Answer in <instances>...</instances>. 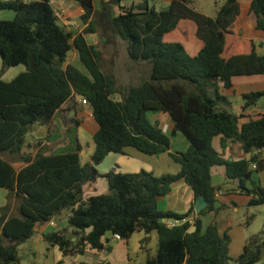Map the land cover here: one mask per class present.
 <instances>
[{
  "label": "trees",
  "instance_id": "trees-1",
  "mask_svg": "<svg viewBox=\"0 0 264 264\" xmlns=\"http://www.w3.org/2000/svg\"><path fill=\"white\" fill-rule=\"evenodd\" d=\"M73 1L84 10L81 21L86 27L78 34L60 23L51 0H0V11L15 13L13 20H0V188L7 191L6 204L0 208V264L20 263L18 249L36 235L37 225L64 212L69 213L67 227L43 236L64 257L84 255L88 249L110 251L104 244L108 234L128 240L137 232H155L157 254L145 264H232L231 236L221 233L218 222L204 229L201 217L219 211L212 184L217 166H224L227 177L239 180L243 188L252 182L251 190L244 188L250 207L264 205V188L252 181V164H257L256 172L264 169L257 154L264 150V117L239 124L264 91L244 95L240 115L232 113L221 94L222 87H232L235 77L264 75V55L257 52L264 46V0H251L247 9L239 0H225L215 17L192 8L196 0H171L161 11L156 9L158 0L125 7L120 4L123 0H101L99 9L94 0ZM249 19L252 32L245 30ZM95 33L125 41L130 60L149 64V78L118 87L115 77L102 69L101 52L86 39ZM74 49L88 74L67 64ZM18 66L26 71L10 82L2 79ZM77 97L87 100L99 125L90 161L82 164L81 145L76 152L55 154L39 148V143L36 153H26L33 126L50 124ZM150 112L169 115L173 133L189 142L186 152H170L172 139L148 119ZM217 137L223 147L227 140L239 143L251 158L224 160L213 147ZM126 148L148 156L167 153L181 170L162 176L145 170L111 171L104 176L108 193L86 198L85 186L101 177L97 167L109 154H124ZM179 181L191 188L195 200L206 203L193 220V207L186 214L158 208V198L168 196ZM192 228L196 231L190 232ZM261 261L264 229L247 240L235 260L236 264Z\"/></svg>",
  "mask_w": 264,
  "mask_h": 264
},
{
  "label": "crops",
  "instance_id": "crops-1",
  "mask_svg": "<svg viewBox=\"0 0 264 264\" xmlns=\"http://www.w3.org/2000/svg\"><path fill=\"white\" fill-rule=\"evenodd\" d=\"M53 1L57 3L59 10L63 14V18L59 19L60 23L74 34L81 33L86 27L81 21L84 10L73 0ZM139 1L123 0L120 4L125 7ZM160 1L164 2V4L171 3V0H158L157 2ZM221 1L224 3L225 0ZM197 2L199 1L196 0L193 3L192 8L206 16L214 17L205 11L207 3L197 5ZM239 2L247 9L250 6L251 0H239ZM94 4L96 9H99L101 0H94ZM115 12L117 14L120 13L118 6L115 7ZM245 30L252 32V19L247 21ZM86 39L90 45L101 52L102 69L106 74H112L115 77L118 87L125 88L129 85H138L142 79L149 78V64L142 61L135 62L130 60L127 52V44L122 39L115 38L112 35L102 38L100 33L89 34L86 36ZM256 41L259 43L262 40L258 39ZM187 49L192 55L196 54L194 48L188 46ZM72 51L74 55L72 59H69L68 56L67 64L73 65L84 74H88V71L81 63L77 50L74 49ZM257 52L259 55H264V46L259 47ZM25 71L26 68L24 66L11 68L3 75L2 79L10 82ZM261 91H264V75H255L235 77L232 87L228 89L222 87L221 94L230 102L232 113L240 115L244 112V95ZM114 98L117 101L120 100L119 95H116ZM73 103L70 102L64 105L56 113L50 124L46 126L39 124L33 126L30 132L31 138L27 136V147L24 150L26 153H36L39 148L44 147L47 148V153L67 154L76 152L77 146L81 145L82 150L80 154L82 164L90 161L95 151L94 136L99 130V125L95 121L96 123L92 124L94 134L87 132L85 124L95 120L92 108L89 105H84L82 99L78 97L75 99V103ZM147 116L152 123L159 124L164 132L171 137V153H183L188 150V140L181 133H173L175 124L168 114L150 112ZM263 117L264 97L255 106H252L246 111L245 117L240 119L239 124L242 126L251 120H259ZM39 143H41V146L36 148ZM213 147L224 160L229 162L249 160L252 156V154H245L241 145L231 140L225 141L223 147L221 137L214 139ZM257 154L258 159L264 161V150L259 151ZM97 170L101 174V177L85 186L84 194L86 198L108 193V181L104 176L111 171L131 174L145 170L154 173L156 176H162L164 174L179 173L181 166L167 153L148 156L134 148H126L124 154H109L102 164L97 167ZM252 181L264 188V169L259 172L254 170ZM212 184L217 189L215 208L219 211L217 214L210 213L201 217L204 229L210 224L218 222L221 226V233L227 232L230 235V231L235 225L232 222L229 223L228 218L231 213L240 212V209H244V217L248 216L246 226L250 225L251 223H248V219L254 215H250L252 208L249 206L250 196L244 188L251 190L254 187L252 182L248 181L243 188L239 180H232L227 177L224 166H217L212 170ZM192 207L194 208V214L190 217L191 220L198 215L196 213V200L193 191L184 181L175 183L168 196L158 198V208L162 212L171 211L177 214H186ZM68 218L69 213L64 212L46 224L37 225L36 234L44 241L43 236L45 234L66 228ZM243 221V219L239 221L238 227H242L245 224L242 223ZM51 222H54L56 227L52 226ZM170 224H174V222H170ZM230 236L232 239L230 244L231 250L234 239L232 235ZM248 239L245 240L243 249ZM104 244L105 247H110L111 250L108 251L105 249L97 251L88 249L84 255L77 254L66 257L63 256L59 248L51 247L49 249V255L52 257V262L50 264H58L59 262H62V264H81L82 262L88 264H145L150 256L153 257L157 254L158 236L155 232L151 234L137 232L130 239L125 240L108 234L104 238Z\"/></svg>",
  "mask_w": 264,
  "mask_h": 264
},
{
  "label": "rangeland",
  "instance_id": "rangeland-1",
  "mask_svg": "<svg viewBox=\"0 0 264 264\" xmlns=\"http://www.w3.org/2000/svg\"><path fill=\"white\" fill-rule=\"evenodd\" d=\"M197 5L207 3L205 11L215 17L216 12L223 4L221 0H198ZM169 4L164 2H157V11L164 10ZM15 13L13 11H0V20H13ZM74 52L69 53V59H72ZM2 69V60L0 58V71ZM264 97V96H263ZM262 97V98H263ZM86 123V122H85ZM96 123L95 120L85 124L87 132L94 134L92 130V124ZM31 138V134L28 135ZM6 204V191L0 188V208ZM244 209H240L238 213H231L228 220L232 222L235 227L230 231V235L233 236V244L231 245L230 256L232 258V264H236L235 260L240 256L243 250V244L249 237L260 233L264 229V205L252 207L250 215L255 217L251 221V224L246 226L247 217L243 216ZM249 215V216H250ZM244 220L242 227H238L239 221ZM246 238V239H245ZM51 247L44 241H42L36 234L32 239L21 245L18 249L20 264H50L52 257L49 255V249Z\"/></svg>",
  "mask_w": 264,
  "mask_h": 264
},
{
  "label": "built area",
  "instance_id": "built-area-1",
  "mask_svg": "<svg viewBox=\"0 0 264 264\" xmlns=\"http://www.w3.org/2000/svg\"><path fill=\"white\" fill-rule=\"evenodd\" d=\"M4 1H22V2H25V3H30V2H40L42 0H4ZM50 4L53 7L54 12H55L56 16L58 17V19H62L63 18V14L59 10L57 3L55 1H53V0H51ZM82 103L84 105H88L87 100L84 99V98H82ZM252 168L255 170L257 168V164H255V163L252 164ZM51 225L54 226V227H56V224L54 222H51Z\"/></svg>",
  "mask_w": 264,
  "mask_h": 264
},
{
  "label": "water",
  "instance_id": "water-1",
  "mask_svg": "<svg viewBox=\"0 0 264 264\" xmlns=\"http://www.w3.org/2000/svg\"><path fill=\"white\" fill-rule=\"evenodd\" d=\"M149 4H150V6H152V5H153V2H152V1H149ZM205 208H206V203H205V201H204L202 198H198V199L196 200V213L199 215L200 212H201L202 210H204ZM92 230H93V227L87 229V233H90ZM195 231H196V228H192V229L190 230V232H195ZM263 262H264V261H261V262H259V263H257V264H262Z\"/></svg>",
  "mask_w": 264,
  "mask_h": 264
}]
</instances>
